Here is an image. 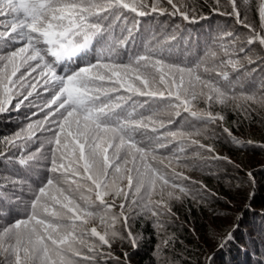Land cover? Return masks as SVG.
Returning <instances> with one entry per match:
<instances>
[{"label":"snow or ice","instance_id":"1","mask_svg":"<svg viewBox=\"0 0 264 264\" xmlns=\"http://www.w3.org/2000/svg\"><path fill=\"white\" fill-rule=\"evenodd\" d=\"M212 16L224 20L200 48L188 26ZM258 70L264 0H0V117L11 124L14 111L27 112L0 135V163L35 174L0 178V264H130L111 249L139 246L133 213L151 222L158 249L171 244L175 202L219 198L185 170L233 163L202 141L218 140L219 128L234 145H253L223 126L222 110L248 118L264 109ZM245 176L254 189L253 172Z\"/></svg>","mask_w":264,"mask_h":264},{"label":"trees","instance_id":"2","mask_svg":"<svg viewBox=\"0 0 264 264\" xmlns=\"http://www.w3.org/2000/svg\"><path fill=\"white\" fill-rule=\"evenodd\" d=\"M203 12L207 13L208 9L204 8ZM248 15L250 20L257 19L253 11H249ZM223 20L224 18L220 16H212L211 19L197 25H189L192 40L196 41L199 38L200 48H203L214 26ZM228 23L231 24L232 21L229 20ZM148 26L149 21L145 20L144 28ZM145 39H147L146 33L143 37H136L137 50L142 48ZM129 51H132L131 46ZM192 51H196L195 45ZM256 51L259 50L256 49ZM256 75L259 78L264 73L258 70ZM42 99L36 102L41 103ZM199 106L205 107L204 104ZM253 107L255 110L248 118L231 106L222 110L225 116L223 126L230 128L233 134L241 140L253 141V145L238 147L217 128L218 140L210 139L202 142L214 144L216 151L221 156L229 157L233 163L210 160L209 166L203 170H185L186 174L192 176L193 179L202 180L219 198H209L208 202L201 205L195 204L190 199L175 202L173 211L177 218L167 229L169 235L174 234V240L168 246L159 249L156 246L161 238L153 229L151 222L133 213L132 228L139 234V246L132 248L127 243L117 240L111 249L114 257L123 259L122 254L126 251L129 253L130 264H205V257L215 252L213 264H264V147H260L264 145V109H261L259 105ZM214 108L221 110L219 105H215ZM7 120L6 115L0 117V135L14 131L18 126H22L21 122L24 121V119H17L8 124ZM204 155L209 154L204 153ZM235 164H239L243 170H237L234 167ZM40 167L41 170H45L43 163ZM25 171L19 166L12 169L0 163V178L9 177L22 180V177L27 175ZM248 171L254 174L256 181L254 189L245 176ZM30 175L26 176V180H29ZM237 185L240 187L237 188ZM19 191L21 189L18 187L16 189L18 195L21 194ZM23 191H25L23 195L29 194L27 190ZM249 191H254L252 207L245 212L244 205L248 203L246 197ZM238 216H240L239 220H237ZM235 224L239 227L235 232L234 241L224 249L216 251L218 238ZM120 227L121 225L117 224V228L120 229ZM108 264H116V261L109 260Z\"/></svg>","mask_w":264,"mask_h":264},{"label":"rangeland","instance_id":"3","mask_svg":"<svg viewBox=\"0 0 264 264\" xmlns=\"http://www.w3.org/2000/svg\"><path fill=\"white\" fill-rule=\"evenodd\" d=\"M27 114V112H26V110L25 109H22L20 112H13V115H12V121H17V119H24V117H25V115ZM8 117V116H7ZM17 118V119H16ZM42 171H43V169H42ZM26 172V174L28 175V174H30V173H28L27 171H25ZM27 175H25V177L23 176L22 177V180H26V176ZM31 176H32V178H34L35 177V174H31ZM23 190H27V189H23ZM19 192H21V191H19ZM23 192H25V191H23ZM24 200H28L29 198H30V193L28 194V193H25V195H23V197H22Z\"/></svg>","mask_w":264,"mask_h":264}]
</instances>
